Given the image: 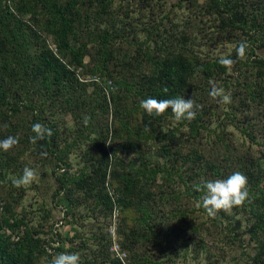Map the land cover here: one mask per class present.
<instances>
[{
    "label": "rangeland",
    "instance_id": "374dc122",
    "mask_svg": "<svg viewBox=\"0 0 264 264\" xmlns=\"http://www.w3.org/2000/svg\"><path fill=\"white\" fill-rule=\"evenodd\" d=\"M236 1L247 18L243 27L214 13L207 0H109L106 9L98 0H80L73 14L76 39L86 53L84 65L75 69L81 83L75 95L66 101L62 92L49 95L37 80L18 77L16 92L35 101L57 141V156L45 157L30 140L29 114L0 122V139L18 138L7 151L0 149V212L23 220L12 236L31 228L39 237L33 264H50L60 252L78 253L80 264L264 262V75L256 74L252 62L264 58V0ZM0 9L13 10L19 39L35 29L53 46L41 29L43 0H0ZM106 28L105 55L97 40ZM4 37L0 32V65L23 64L24 44L18 61ZM241 41L247 43L243 57L236 51ZM27 42L24 52H32L35 42ZM180 50L231 57L234 63L211 77L199 69L189 77L183 97L200 105L195 121L167 115L145 126L140 93L153 73L149 56ZM212 84L230 93V102L210 96ZM196 152L202 159H195ZM26 166L35 179L13 185ZM53 169L63 177L61 186ZM235 171L247 176L249 196L226 212L239 221L233 228L220 210L209 215L198 202L205 181ZM112 172L136 176L127 208L109 209L97 201L100 181L102 192L113 194Z\"/></svg>",
    "mask_w": 264,
    "mask_h": 264
},
{
    "label": "trees",
    "instance_id": "16d2710c",
    "mask_svg": "<svg viewBox=\"0 0 264 264\" xmlns=\"http://www.w3.org/2000/svg\"><path fill=\"white\" fill-rule=\"evenodd\" d=\"M98 1L101 3L102 9H106L109 5V0ZM207 1L209 8L214 13L225 17L230 24L236 23V27H243L247 24L246 15H243L242 11V13L240 12L236 0ZM79 4L80 0H64V2L43 0L44 21L41 29L44 33L51 36L52 47L45 43V39L40 37L39 32L35 29H32L29 35L23 33L24 41L19 39L17 21L13 24V10L6 9L3 11L0 9V32L2 37L5 36V43L12 49L18 61L20 60L18 53L20 45L24 44L21 52L23 64L21 63L20 65V63L16 62L15 67V65L12 66L11 61H8L0 65V122H2L3 118L25 112L29 114L28 122H30L31 136L35 135L32 131V125L36 122L45 124L52 129V126L47 123L48 121L44 120L42 110L36 109L35 101L29 98L28 95L16 92L13 84L20 75L30 78L32 81L37 80L40 87L49 95L62 92L66 101H69L72 95H75L74 88L78 83L81 84L75 69L84 65L83 58L86 53L85 46L76 39V18H74L73 10ZM8 26L12 27L6 30ZM108 38L109 31L106 28L99 34L97 40L101 54H107ZM27 39L35 42L32 52H24V47L30 44ZM262 47H264V43H262ZM149 58L153 73L147 81L143 82V84L141 83V100L148 96H154L158 99L183 96L186 91L190 90L188 79L196 70L199 69L205 77H211L214 73L225 72L228 67L218 63L221 57L203 58L192 52L191 54H185L183 50L168 52L164 56L156 58L149 56ZM2 59L1 57L0 63H2ZM252 62L256 67V74L263 76L264 58L255 56ZM144 88L145 91H143ZM167 115H173L170 109H166L159 115H148L141 108L142 123L148 127ZM193 121H195V118L192 119ZM34 144L38 147L40 153H47L45 157L57 156V141L54 139L53 130L50 137L38 140ZM194 155L195 159H202L201 153L196 152ZM59 160L63 161L62 158ZM211 163L210 173H215L217 165H214V162ZM114 173L112 172L113 175ZM53 174L61 186L63 183L62 175L57 174L55 169H53ZM114 178L117 179V183L113 188V194H109L106 190L102 192L104 188L101 185L102 181H100L98 192L95 193L97 201L109 209L113 205L122 209L127 208L132 203L134 196L136 176L132 173L123 172L122 174L115 173ZM79 181L80 185L83 186L82 188L85 189L84 182L82 180ZM201 184L196 182V186ZM220 212L227 217V221L233 225V228L239 227V221L234 216H230L224 210H220ZM22 223L23 220L21 218L16 216L6 217L0 212V264H33L41 250L39 237L35 236L36 233L31 228H26L21 234L12 236L11 233L14 231L15 226ZM4 227L10 233L4 232ZM157 231H161L160 227ZM158 241L160 242V248H163V240L158 238ZM167 241H165L166 245L169 243ZM173 242L172 245L175 244L174 240ZM58 250L61 251V248L58 247ZM255 259V264H264L259 258Z\"/></svg>",
    "mask_w": 264,
    "mask_h": 264
},
{
    "label": "clouds",
    "instance_id": "9594fccd",
    "mask_svg": "<svg viewBox=\"0 0 264 264\" xmlns=\"http://www.w3.org/2000/svg\"><path fill=\"white\" fill-rule=\"evenodd\" d=\"M247 43L241 41L236 51L239 57L245 55ZM218 63L224 66H230L234 63L231 57H221ZM212 97H219L223 102L228 103L231 99V94L226 93L223 87H218L212 84L209 91ZM140 107L148 115H159L166 109H170L176 121L192 120L196 117L195 109L200 105L195 104L191 99H185L183 96L169 97L158 99L154 96H148L140 101ZM85 118V123L87 122ZM32 131L35 135L30 137V140L35 143L38 140H43L45 137L52 135V129L45 124L36 122L32 125ZM18 142V138L12 135L0 139V149L7 151ZM42 156H46V152H41ZM36 173L30 167H25L19 178L13 179V185L19 187L28 185L35 179ZM248 178L240 171H235L225 178L208 180L203 184V195L198 202V206L203 207L209 215H215L218 210L230 211L235 205L242 204L249 196ZM58 246V245H56ZM50 264H80V256L78 253L60 252L55 254L50 260Z\"/></svg>",
    "mask_w": 264,
    "mask_h": 264
}]
</instances>
